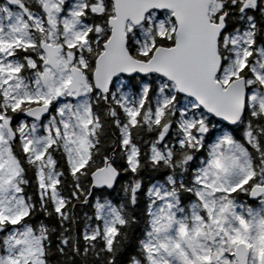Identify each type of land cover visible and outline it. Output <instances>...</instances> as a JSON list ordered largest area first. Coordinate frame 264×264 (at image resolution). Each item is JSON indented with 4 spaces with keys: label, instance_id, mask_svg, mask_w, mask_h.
Segmentation results:
<instances>
[{
    "label": "snow or ice",
    "instance_id": "1",
    "mask_svg": "<svg viewBox=\"0 0 264 264\" xmlns=\"http://www.w3.org/2000/svg\"><path fill=\"white\" fill-rule=\"evenodd\" d=\"M137 74L149 80L126 91ZM124 76L125 90L113 91ZM17 114L31 123L15 124ZM209 115L236 127L206 145ZM113 126L121 167L102 155ZM144 133L153 134L146 151L137 143ZM146 167L171 174L148 189L130 264H264V0H5L0 264H51L54 252L64 264H117L142 180L123 187L126 204L96 198L82 230L74 201L87 205L122 170ZM37 211L59 228L33 225Z\"/></svg>",
    "mask_w": 264,
    "mask_h": 264
},
{
    "label": "trees",
    "instance_id": "2",
    "mask_svg": "<svg viewBox=\"0 0 264 264\" xmlns=\"http://www.w3.org/2000/svg\"><path fill=\"white\" fill-rule=\"evenodd\" d=\"M5 0H0V5L4 4ZM123 78V77H122ZM130 78H123L120 84H116L114 87V91L118 90H125L122 88V85L126 84L127 81ZM149 78L142 77V76H136V78L132 81L133 84L137 86L136 89L128 88L126 91L128 92H135L141 81H148ZM184 104V98L181 96V106ZM209 121H210V131L205 139L206 145H210L211 143H214L215 140L224 133L231 134V129L235 128L230 127L224 124L219 123L216 121L213 117L209 115ZM236 136L238 139H241L243 137V131L242 129L237 131ZM118 137V130L114 128V126L108 131L107 136L105 137V147L103 149L102 155H111L112 148L115 145V141ZM153 138V134L144 133L141 137L137 138V143L140 144L142 150H147L148 145L145 143V141L151 140ZM170 139L173 143H175L176 139V130L173 129ZM178 147V146H177ZM120 149L116 147V153L113 154V159L116 162L117 167H121L124 165V161L120 156ZM196 161L199 160V164L202 160L207 158V151L203 150L202 152L195 153ZM59 158V156H58ZM21 159H23V156H21ZM60 165H64V161L60 160ZM101 160L98 158L97 163H100ZM27 167V165H26ZM66 171V168H65ZM171 174V170L166 168H161L159 170H154L151 167L144 168L138 176L130 173V172H123L121 171V177L119 178L117 184L115 185L114 189L107 190V189H100V190H94L93 191V197H90V203L87 205L75 202L76 207L73 210V215L76 217V227L78 230H82L84 226V218L85 214L88 216H92L94 214V208L93 205L95 203L96 198H100L101 200H110L115 205L119 206L122 204L127 203V198L125 196V193L123 191V187L132 182L134 179H141L142 180V189L140 193L138 194V204L135 208H132L131 205H128L127 211L130 215L135 216L136 223L133 224L127 231L129 234V241L127 242V246L122 250L121 254L117 257V264H130V260L133 256H137L139 253V247H138V241L143 238V233L147 225V206L149 203V197L147 195L148 189L155 183L163 182L166 180L167 175ZM188 173L185 174L186 177H188ZM28 178L30 179L31 183L26 186L25 190L28 195H32L35 198V180L34 176L31 171L28 172ZM70 181V177L68 178ZM90 180V177H89ZM87 186V185H86ZM65 195H68V191L65 192ZM240 199L242 201H247L249 204H252L254 207L258 206L255 204V202L248 200L246 197L241 196ZM31 223L33 225H39L41 222L48 225L50 228H59L57 218L55 215L53 216H46L43 212L37 211V213L31 218ZM4 234L0 233V237H2ZM57 233L52 234L53 239V248H55V244L58 243L56 239ZM51 264H64V258L59 256L58 253H55L49 257ZM77 264H79V258H77Z\"/></svg>",
    "mask_w": 264,
    "mask_h": 264
},
{
    "label": "flooded vegetation",
    "instance_id": "3",
    "mask_svg": "<svg viewBox=\"0 0 264 264\" xmlns=\"http://www.w3.org/2000/svg\"><path fill=\"white\" fill-rule=\"evenodd\" d=\"M5 3V2H4ZM3 5V4H2ZM117 84V83H116ZM115 84V85H116ZM113 91H114V88H113ZM22 122H28V123H31V120H27L25 118H23L21 116V114H17V116L14 118V123L15 124H19V123H22ZM178 146V145H177ZM199 166V160L197 159L193 161V168H190V172L194 170V167H198ZM166 181V180H165ZM165 181L163 182H159L161 184L165 183ZM158 183V182H157ZM247 198V197H246ZM249 200V198H247ZM194 201V197H191L190 194H185L184 196V202H185V206L186 207H189L190 204Z\"/></svg>",
    "mask_w": 264,
    "mask_h": 264
},
{
    "label": "water",
    "instance_id": "4",
    "mask_svg": "<svg viewBox=\"0 0 264 264\" xmlns=\"http://www.w3.org/2000/svg\"><path fill=\"white\" fill-rule=\"evenodd\" d=\"M136 76H142V77H143L142 74H137ZM124 77H125V78H128L127 76H124ZM21 116H22L23 118L27 119V120H31L30 117H26V116H24L23 114H21ZM211 117H212V116H211ZM213 118H214L216 121H218L219 123H221V124H224V125H227V126H230V127H234V126H232V125H228L226 121H222V120H220L219 118H216V117H213ZM110 156L113 157V153H111ZM105 189H106V188H105ZM94 190H100V189H93L92 191H94ZM107 190H111V189H107ZM249 200H251V199L249 198Z\"/></svg>",
    "mask_w": 264,
    "mask_h": 264
},
{
    "label": "rangeland",
    "instance_id": "5",
    "mask_svg": "<svg viewBox=\"0 0 264 264\" xmlns=\"http://www.w3.org/2000/svg\"><path fill=\"white\" fill-rule=\"evenodd\" d=\"M122 79H123V78L120 79V81L117 83V85L121 83Z\"/></svg>",
    "mask_w": 264,
    "mask_h": 264
}]
</instances>
